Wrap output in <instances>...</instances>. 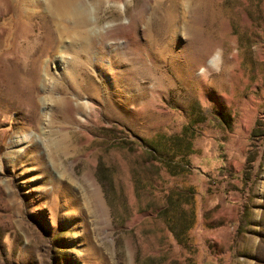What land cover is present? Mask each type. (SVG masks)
Returning a JSON list of instances; mask_svg holds the SVG:
<instances>
[{
	"label": "rangeland",
	"instance_id": "rangeland-1",
	"mask_svg": "<svg viewBox=\"0 0 264 264\" xmlns=\"http://www.w3.org/2000/svg\"><path fill=\"white\" fill-rule=\"evenodd\" d=\"M89 1L85 63L0 0V264H264V0H187L176 34L183 0Z\"/></svg>",
	"mask_w": 264,
	"mask_h": 264
},
{
	"label": "bare ground",
	"instance_id": "bare-ground-1",
	"mask_svg": "<svg viewBox=\"0 0 264 264\" xmlns=\"http://www.w3.org/2000/svg\"><path fill=\"white\" fill-rule=\"evenodd\" d=\"M104 1V0H101ZM187 0H183L180 2V7L177 10H171L169 12V16L171 18V33L176 34L179 30V26L177 25L180 21H185L186 10H187ZM48 4L45 6L43 4V10L38 11L41 13H37L34 15L33 13H27V5L29 0H10L11 5L14 7L15 13L20 17H27L31 19V17H37L40 21L32 24L34 28L39 30H43L44 33L42 35V39L44 45L40 48L41 51H49L56 48H63L65 39H70L74 45V51L77 56L79 53H84L87 56V59L84 61L85 63H89L94 56L97 55V51L93 50V42L95 37V30L91 27L97 16L93 17V11L95 6L89 0H47ZM179 2V1H178ZM179 4V3H178ZM181 9V10H180ZM95 19V20H94ZM125 21L117 24L118 27H124ZM112 25V24H111ZM110 29L104 33V38H109ZM121 37V36H120ZM117 36L112 37L114 42H117L120 45H124L127 43V38L121 40V38ZM55 43V46H54ZM118 44V45H119ZM76 59V60H75ZM72 62V69L76 66L81 65L82 63L76 57ZM84 63V64H85ZM208 65H206L207 67ZM211 68H209V71ZM208 76L207 74L201 76L202 87L204 92H206V82ZM94 196L98 199L100 195L99 187L94 184ZM63 195H68L65 191ZM69 205L75 204V200L73 197L69 196ZM88 247L92 246V242H87ZM92 249V248H90ZM92 251V250H91ZM93 252H91L92 254Z\"/></svg>",
	"mask_w": 264,
	"mask_h": 264
},
{
	"label": "clouds",
	"instance_id": "clouds-1",
	"mask_svg": "<svg viewBox=\"0 0 264 264\" xmlns=\"http://www.w3.org/2000/svg\"><path fill=\"white\" fill-rule=\"evenodd\" d=\"M221 52L220 50H217L209 59L207 62V67L201 66L198 69V74L199 75H205L208 73L209 68H211L214 71H219V61H220V57H221Z\"/></svg>",
	"mask_w": 264,
	"mask_h": 264
}]
</instances>
